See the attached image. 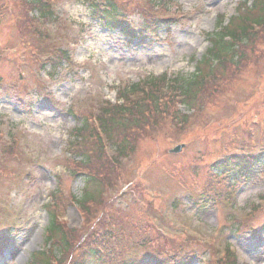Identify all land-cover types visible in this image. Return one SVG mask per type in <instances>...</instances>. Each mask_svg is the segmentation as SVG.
<instances>
[{"label": "rangeland", "instance_id": "374dc122", "mask_svg": "<svg viewBox=\"0 0 264 264\" xmlns=\"http://www.w3.org/2000/svg\"><path fill=\"white\" fill-rule=\"evenodd\" d=\"M2 1L0 7L7 3L10 14H0V133L12 131L19 143L20 137L28 141L21 150L26 152L29 164L17 168L25 174L21 190L18 183H0V200H5L0 202V227L6 228L9 222L16 226L5 238L10 245L0 257V264H29L31 256L45 248L51 221L46 206L54 195L60 198L57 214L67 226L74 231L85 226L81 210L72 201V194H83L85 182L70 171L66 150L70 132L79 121L68 110L80 107V102L94 95L114 103L116 89L149 77L192 76L211 46L208 36L220 32V20L224 19L225 25L230 23L245 0H159L157 4L169 11L164 17L178 20H157L158 26L165 25L154 34L145 18L129 12V25L139 33L129 40L123 31L104 28L92 20L85 0H56L58 22L70 30L61 32L54 51H67L82 67L78 71L66 64L58 68L61 63L55 58V66L40 69L34 58L43 52L32 48L35 41L28 23L36 14L28 18L22 0ZM116 1L124 5L137 2ZM140 5L142 0L136 7ZM4 12L1 8L0 13ZM56 28L57 25L45 27L52 37ZM254 33L256 40L251 47L255 53L244 50L239 74L236 68H229L227 80L216 77V85L223 82L217 89L219 93L209 96L201 92L194 106L174 107L189 117L187 124L170 119L156 129L159 123L150 136L134 141L137 147L128 157H117L118 187L110 189L116 194H109L114 199L122 188L127 190L126 198L117 200L115 210L129 223V236L142 239L151 229L149 233L164 236L157 231L159 228L168 235L162 240L171 244L172 239L191 233L201 243H197L194 264H236L223 262L227 242L240 263L264 264V162L251 170L247 182L237 191L229 188L230 194L212 169L227 156L255 154L264 149V28ZM64 37L69 39L62 42ZM158 53L167 60L166 66L136 61L139 56ZM209 84L213 89L214 80ZM85 107L89 114L94 113L90 101ZM182 144L186 147L180 154L170 153ZM112 179L116 180V175ZM260 202L263 213L259 214L258 209L254 213ZM102 232L103 228L99 230ZM151 236L152 245L160 246L157 236ZM108 245L112 247V243ZM145 250L146 247L131 249L134 255Z\"/></svg>", "mask_w": 264, "mask_h": 264}, {"label": "trees", "instance_id": "16d2710c", "mask_svg": "<svg viewBox=\"0 0 264 264\" xmlns=\"http://www.w3.org/2000/svg\"><path fill=\"white\" fill-rule=\"evenodd\" d=\"M53 1H21L28 10H37L40 13L38 22L28 20L35 41L31 46H37L38 53L39 51L43 52L34 58L40 68L44 64L52 63L57 56V51H54L55 41L61 39V32L65 30L64 26L55 18ZM88 1L94 20L99 21L105 28H121L125 36L133 37L134 33L122 17L123 14L120 12L116 0ZM143 1L147 5L144 10L151 9L155 4L154 0ZM249 2H251L250 5ZM1 8H4L5 12L0 14L8 17L10 14L8 4L4 2L0 10ZM47 24L57 25L53 32L55 37L46 32ZM263 25L264 0H245L238 16L232 18L225 27L224 20L219 21L218 28L221 29V32L208 36L211 46L207 54L197 63L196 72L190 78L173 80L165 77L151 78L143 82L142 85L134 84L120 89L118 95L123 104L112 106L100 103L94 109L98 116L99 128L90 124L93 123L90 121L93 114H83L76 119L81 122H78L70 132L67 154L70 156L69 168L71 172L75 173L84 169L89 172L88 178H84L86 184L83 194L80 198H75V202L80 206L84 216L85 226L82 230L71 231L65 224L59 223L57 210L60 198L54 195L52 202L47 205L51 217L45 238L47 250L35 252L31 256L29 264H175L178 261L168 260L175 259L176 251L179 250L180 256L186 252L192 251V254L195 251L197 240L181 238L178 243L172 242L171 244L155 239L161 241V245L158 246V251L151 252L148 256H136L132 253L131 249L137 247L136 238L129 236L130 233L126 230L129 223L119 212H116L118 210H115L117 200L124 198L111 199L109 194H116V191L110 189L118 187L115 167L120 163L117 157L120 159L128 157L137 147L134 141L150 136L152 132L170 119L177 121L176 124H187L189 117L182 115L174 107L172 109L171 105L164 101L170 99L176 108V103L182 98V103L183 100H186L183 105L191 107L194 106L193 102L201 92L207 93L209 96L216 92L219 93L217 89L223 85V82L216 85L218 76L222 81L227 80L229 75L226 70L229 68H236L238 70L236 74L240 73L238 67H241L240 64L243 63L244 50L250 49L255 53V48L251 47V44L253 45L256 40L254 28ZM46 54L48 55L45 56ZM64 58H66V54H64ZM213 80L214 87L210 89L209 82ZM156 125L158 126L156 127ZM99 134L102 136L101 138ZM7 143L10 145L8 146ZM16 147L18 148L16 149ZM105 151H107V156ZM19 152L18 139L9 136L8 141H5L0 136V178H2L0 183L5 180L9 185L13 183L10 178L11 173L19 172L17 168H20L24 159L18 157L20 156ZM260 162L253 154L227 156L215 165L219 182L224 181L225 189L227 187L231 190L237 189L247 182L248 174ZM108 166L111 167L112 172ZM114 175H116V180L112 179ZM262 206L263 204L255 207L254 213L259 211V214L263 213ZM89 226H92V230L90 228L87 231ZM4 227L5 225L0 227V233H5ZM101 228H103V232L99 233ZM82 234L87 235L86 240L81 238ZM7 241L0 235V252L4 247L2 245ZM152 241L150 240L147 244L152 245ZM108 242L118 244L120 250L116 254H113L114 251L109 252L106 249ZM169 248L171 251H168ZM143 254L145 255V253Z\"/></svg>", "mask_w": 264, "mask_h": 264}, {"label": "bare ground", "instance_id": "6f19581e", "mask_svg": "<svg viewBox=\"0 0 264 264\" xmlns=\"http://www.w3.org/2000/svg\"><path fill=\"white\" fill-rule=\"evenodd\" d=\"M136 61L139 62L141 65H153L154 67H163L166 66L167 64V60L165 59V57L161 56L160 53H158L157 56L156 55L139 56L137 57Z\"/></svg>", "mask_w": 264, "mask_h": 264}, {"label": "water", "instance_id": "95a60500", "mask_svg": "<svg viewBox=\"0 0 264 264\" xmlns=\"http://www.w3.org/2000/svg\"><path fill=\"white\" fill-rule=\"evenodd\" d=\"M181 150V148H177L176 150H175V152L177 153V152H179Z\"/></svg>", "mask_w": 264, "mask_h": 264}]
</instances>
